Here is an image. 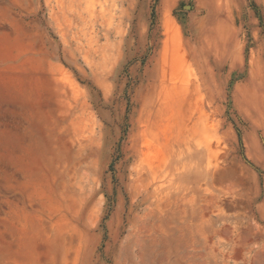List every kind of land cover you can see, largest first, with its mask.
<instances>
[{"label": "rangeland", "instance_id": "obj_1", "mask_svg": "<svg viewBox=\"0 0 264 264\" xmlns=\"http://www.w3.org/2000/svg\"><path fill=\"white\" fill-rule=\"evenodd\" d=\"M0 264H264V0H0Z\"/></svg>", "mask_w": 264, "mask_h": 264}, {"label": "bare ground", "instance_id": "obj_2", "mask_svg": "<svg viewBox=\"0 0 264 264\" xmlns=\"http://www.w3.org/2000/svg\"><path fill=\"white\" fill-rule=\"evenodd\" d=\"M22 187L23 189H29L30 187H32L31 182L27 179L26 181L23 182Z\"/></svg>", "mask_w": 264, "mask_h": 264}]
</instances>
